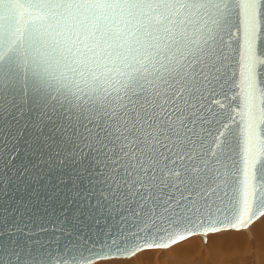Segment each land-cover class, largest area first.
<instances>
[{
	"label": "snow or ice",
	"instance_id": "obj_1",
	"mask_svg": "<svg viewBox=\"0 0 264 264\" xmlns=\"http://www.w3.org/2000/svg\"><path fill=\"white\" fill-rule=\"evenodd\" d=\"M17 4L20 37L0 21V118L37 141L17 179L72 168L81 207L120 227L7 261H118L264 218V0H0V13ZM17 139L0 145L5 166Z\"/></svg>",
	"mask_w": 264,
	"mask_h": 264
},
{
	"label": "water",
	"instance_id": "obj_2",
	"mask_svg": "<svg viewBox=\"0 0 264 264\" xmlns=\"http://www.w3.org/2000/svg\"><path fill=\"white\" fill-rule=\"evenodd\" d=\"M14 8L13 15L7 11L0 13L6 38H19L24 27L25 9L18 4ZM217 99L222 100L223 97ZM44 134L47 135V129ZM10 136H18L17 154L7 166L0 161V260L11 264L6 257L8 250L14 247L35 249L44 245L56 249L78 242H99L107 238L106 233L110 229L115 232L120 227L116 223L118 217L89 215L88 209L81 207L84 201L75 193L85 191L86 185L80 180L78 187L73 186L75 176L72 168L53 169L40 184L30 181L28 176L17 179L19 172L35 162L31 152L37 146L36 133L30 127L21 131L10 118H0V145L6 147ZM61 178L67 183H60ZM14 226L22 230L10 232ZM41 227L46 231H40ZM181 234L184 233L174 232L158 242L171 246L170 240ZM196 234L206 242L202 232Z\"/></svg>",
	"mask_w": 264,
	"mask_h": 264
},
{
	"label": "rangeland",
	"instance_id": "obj_3",
	"mask_svg": "<svg viewBox=\"0 0 264 264\" xmlns=\"http://www.w3.org/2000/svg\"><path fill=\"white\" fill-rule=\"evenodd\" d=\"M244 231H246V230L235 231V233H241V232H244ZM222 233L223 234H229V233H234V232H222ZM222 233H220V235H223ZM246 234L247 235H246L245 245H243L244 247L242 246L241 248L237 249L236 250V253H234L231 256H230V254H229V252L227 250H226L227 253L226 252H222V253H225L226 255L218 254L220 252V250H219V252L217 251V254H218L217 256L218 257L217 256H214L212 258L211 257L210 258H207V259L204 258L205 261L204 260L201 261V256L205 253L204 252V249H207V247H208L207 245L210 244L211 238L214 236L212 234H209V235H207L206 242H204L202 240L201 235L192 236V237H197V238H194V239H196V241H197V248L200 247L201 249L199 248V249H197L198 250L197 251L196 248H195V251L194 250L193 251H190L191 253L188 252L186 256L189 257V258H186L185 257L182 260L181 259V256L183 254L182 255L180 254L179 256H175L174 255L173 258H172L171 255H169V254H171L170 253L171 247H174L175 245H178L179 243L182 242V241H180V242H178V243H176L174 245H171V246L167 247L166 249L159 248V249H147V250H143L145 253L149 254V256L146 258V261H145V259H142V258L140 260H138V261H139V263H142V264H148L147 262H149L151 264H163V263H161V261L162 262L164 261L165 264H173V262H176V264H264V246L263 247H259L257 245L256 238L254 237L253 234L248 233V232ZM249 235H251V239H249ZM208 237H210V238H208ZM187 239H189V238H187ZM187 239H185L184 242L187 241ZM200 251H202V252H200ZM139 253H142V251H140ZM192 256H193V258H192ZM132 258L120 259L118 261H103V262L100 261L99 263L113 264V262H114V264L115 263L116 264H128L129 263V260L132 259ZM162 259H164V260H162ZM181 260H182L183 263L181 262ZM155 261H157V262L155 263ZM189 261L191 263H189ZM135 264H138V263L135 262Z\"/></svg>",
	"mask_w": 264,
	"mask_h": 264
},
{
	"label": "bare ground",
	"instance_id": "obj_4",
	"mask_svg": "<svg viewBox=\"0 0 264 264\" xmlns=\"http://www.w3.org/2000/svg\"><path fill=\"white\" fill-rule=\"evenodd\" d=\"M251 233L254 235V237L256 238V242H257V245L259 247H263L264 246V218H261L260 220L256 221L249 229H247L246 231L244 232H241V233H229V234H223V235H214L212 238H211V242L210 244H208L207 246V249H204V254L201 256V261H205L204 258H212L214 256H217L218 254H221V255H226L225 253H222V252H226L227 251L229 252L230 256L233 255L234 253H236V250L241 248L243 245H245V241H246V233ZM195 235H200V234H195ZM195 235H192V236H195ZM187 239V241L184 242V240L179 243L178 245H175L174 247H171L170 249V253L169 255L173 256H179L180 254L182 255L181 256V259L183 260V258H189L187 257V253L190 252V251H195V248L196 250L199 249L197 248V241L196 239L194 238H197V237H192ZM202 237V236H201ZM210 238V237H208ZM206 239H207V236H206ZM178 243V242H177ZM208 243V242H207ZM206 244V243H205ZM244 247V246H243ZM156 249H159V248H156ZM161 249H166V248H161ZM201 249V248H200ZM218 249V250H217ZM220 250V252H219ZM227 250V251H226ZM198 251V250H197ZM217 251L219 252L217 254ZM202 252V251H200ZM191 253V252H190ZM197 253V252H196ZM216 253V254H215ZM198 254V253H197ZM149 256V254L145 253L144 251H142V253H138L135 257H133L132 259L129 260V263L128 264H135V262H137L138 264H142V263H139L138 260H140L141 258L142 259H145L146 261V258ZM152 256V255H151ZM191 256V255H190ZM198 256V255H197ZM235 256V255H234ZM199 257V256H198ZM218 257V256H217ZM155 258V257H154ZM193 258V256H192ZM153 259V258H152ZM159 259V258H158ZM157 259V260H158ZM191 259V258H190ZM195 259V258H194ZM219 259V258H218ZM164 260V259H162ZM166 260V259H165ZM175 260V259H174ZM181 260V262H182ZM127 261V260H126ZM176 261V260H175ZM103 262V261H102ZM123 262V261H122ZM157 261H155L156 263ZM159 262V261H158ZM173 262V261H172ZM180 262V261H179ZM148 264H151L149 262H147ZM154 263V262H153ZM161 263L165 264L164 261ZM183 263V262H182ZM189 263H191L189 261ZM99 264H104V263H99ZM114 264V262H113ZM116 264V263H115ZM173 264H176V262H173Z\"/></svg>",
	"mask_w": 264,
	"mask_h": 264
}]
</instances>
